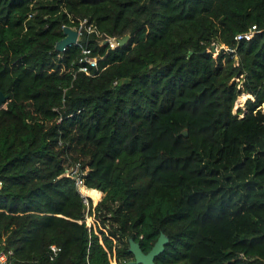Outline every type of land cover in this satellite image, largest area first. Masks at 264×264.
Wrapping results in <instances>:
<instances>
[{"label":"trees","instance_id":"obj_1","mask_svg":"<svg viewBox=\"0 0 264 264\" xmlns=\"http://www.w3.org/2000/svg\"><path fill=\"white\" fill-rule=\"evenodd\" d=\"M0 91L10 264H264V0H0Z\"/></svg>","mask_w":264,"mask_h":264},{"label":"water","instance_id":"obj_2","mask_svg":"<svg viewBox=\"0 0 264 264\" xmlns=\"http://www.w3.org/2000/svg\"><path fill=\"white\" fill-rule=\"evenodd\" d=\"M64 38L60 40L56 44V51L58 52H64L68 47L74 46L78 44L79 39V32L72 28V27H65L63 29ZM131 37L130 35L125 36L124 38H120L118 40L119 47H125L128 42L130 41ZM105 44H108V41H105ZM213 52H217L216 46L212 47ZM225 50L224 47L220 49V51ZM229 53H232V51L227 50ZM128 81L125 80L124 83H127ZM8 96L4 95L2 91H0V107H2L5 103H7ZM134 134L136 135L138 133L137 128L133 127ZM185 137H188V131L185 130L182 133ZM88 199H91L90 197H85ZM169 243V238L161 234L159 240L157 243L153 246L151 251L148 254H145L140 246L139 243L135 242L133 239L129 240V252L132 253L135 257V261L133 264H155V259L160 256L164 251L166 245Z\"/></svg>","mask_w":264,"mask_h":264},{"label":"built area","instance_id":"obj_3","mask_svg":"<svg viewBox=\"0 0 264 264\" xmlns=\"http://www.w3.org/2000/svg\"><path fill=\"white\" fill-rule=\"evenodd\" d=\"M87 25H88V21H87V19H85L80 23L79 29L74 28L79 32V38L82 35V29H84V28H86L90 33L94 32L95 28H93L92 26H87ZM253 36H254L253 32L248 33V34H244V35H238L236 37V40L237 41H241L243 39L250 40ZM118 40H119L118 38H108L105 41H108V45L110 46L111 49L114 50V49L119 47ZM78 42H79V39H78ZM83 54L85 55V57L82 60V66L80 67V71L85 73L86 75H92L93 74L92 69L98 68L99 59L88 57L90 54L89 50L83 51ZM80 169H81L80 165L77 164L75 167H73L70 170H67V172L65 173L66 177L73 178L76 181V184H77L79 189L81 187H85L83 178L85 175H87V172H88V171H85L84 173L81 174ZM82 196L84 198L87 197L83 194H82ZM85 199H86V203H88L87 202L88 198H85ZM50 249H51V260H54L58 256V254L61 252V248L56 246V245H53L50 247ZM10 255H12V252H10L9 254H6L4 252H0V264H10L9 263L10 262V260H9Z\"/></svg>","mask_w":264,"mask_h":264},{"label":"rangeland","instance_id":"obj_4","mask_svg":"<svg viewBox=\"0 0 264 264\" xmlns=\"http://www.w3.org/2000/svg\"><path fill=\"white\" fill-rule=\"evenodd\" d=\"M249 99H253V98H249ZM249 99H247V100H249ZM247 100L245 102H243V101L240 100V97H239V99L237 100V102L235 104L233 113H237L239 109H241L243 111L246 110V102H247ZM99 202H94L92 200V204H93L92 207H93V209L99 204ZM93 209H92V211L94 213V210ZM88 213H89V211L87 212V216H86V224H87L88 227L93 228L94 231L98 234L99 233V230H100L99 220L97 219V217H95V214L92 215V216H90V215H88ZM100 237H101V235H100ZM113 264H115V263H113Z\"/></svg>","mask_w":264,"mask_h":264},{"label":"bare ground","instance_id":"obj_5","mask_svg":"<svg viewBox=\"0 0 264 264\" xmlns=\"http://www.w3.org/2000/svg\"><path fill=\"white\" fill-rule=\"evenodd\" d=\"M249 98H253V97L250 96V95L244 94V95H242V96L240 97V100L243 101V102H245V101H246L247 99H249Z\"/></svg>","mask_w":264,"mask_h":264},{"label":"crops","instance_id":"obj_6","mask_svg":"<svg viewBox=\"0 0 264 264\" xmlns=\"http://www.w3.org/2000/svg\"><path fill=\"white\" fill-rule=\"evenodd\" d=\"M87 189V188H86ZM104 196V195H103Z\"/></svg>","mask_w":264,"mask_h":264}]
</instances>
